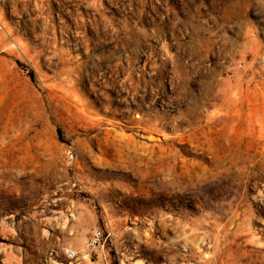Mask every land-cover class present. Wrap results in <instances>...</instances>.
<instances>
[{
    "label": "rangeland",
    "instance_id": "374dc122",
    "mask_svg": "<svg viewBox=\"0 0 264 264\" xmlns=\"http://www.w3.org/2000/svg\"><path fill=\"white\" fill-rule=\"evenodd\" d=\"M0 143V264H264V0H0Z\"/></svg>",
    "mask_w": 264,
    "mask_h": 264
},
{
    "label": "built area",
    "instance_id": "2783aa9c",
    "mask_svg": "<svg viewBox=\"0 0 264 264\" xmlns=\"http://www.w3.org/2000/svg\"><path fill=\"white\" fill-rule=\"evenodd\" d=\"M73 153L71 151L67 152V157L69 161L74 160ZM102 239V233L96 230L92 233L91 237L85 242V247L80 253L70 247H64L61 249V255H63L69 261H76L79 258L85 259L89 256V253L94 252L99 249Z\"/></svg>",
    "mask_w": 264,
    "mask_h": 264
},
{
    "label": "bare ground",
    "instance_id": "6f19581e",
    "mask_svg": "<svg viewBox=\"0 0 264 264\" xmlns=\"http://www.w3.org/2000/svg\"><path fill=\"white\" fill-rule=\"evenodd\" d=\"M178 73V72H177ZM169 90L171 91L172 90V87H170L169 88ZM20 132V131H19ZM228 136V135H227ZM233 137V136H232ZM228 138V137H227ZM229 138H231V137H229ZM15 140V139H14ZM111 140V139H110ZM22 141H24V140H22ZM31 141V140H30ZM109 141V140H108ZM20 142V141H19ZM38 142V141H37ZM105 142H106V140L104 141V144H105ZM217 143V142H216ZM221 143V142H220ZM8 143H0V162L2 161V159H5L3 156H4V154H3V149H4V147L7 145ZM10 144V143H9ZM40 144V143H39ZM231 144V143H230ZM25 145V144H24ZM23 146V145H22ZM25 147H26V150L28 149V143H26V145H25ZM103 147H104V149H101V151L102 152H106L107 151V146H104L103 145ZM17 149H20V148H17ZM21 150V149H20ZM23 151H24V155H25V150L24 149H22ZM17 151V150H16ZM29 151V150H28ZM35 151V150H34ZM12 152H14V150H12V148L10 147L9 148V150H8V152H6V156L8 157ZM26 156V155H25ZM33 156V155H32ZM34 157V156H33ZM9 158V157H8ZM33 159V158H32ZM36 161V160H35ZM35 163V162H34ZM2 167V166H1ZM44 169V168H43ZM2 174H5V173H3V171L0 173V175H2ZM2 191V190H1ZM264 196V195H263ZM258 199V198H257Z\"/></svg>",
    "mask_w": 264,
    "mask_h": 264
}]
</instances>
